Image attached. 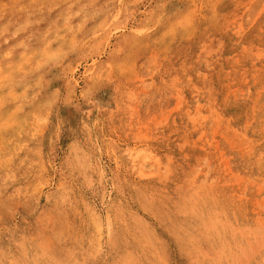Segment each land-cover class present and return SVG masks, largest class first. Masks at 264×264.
<instances>
[{"label": "rangeland", "instance_id": "obj_1", "mask_svg": "<svg viewBox=\"0 0 264 264\" xmlns=\"http://www.w3.org/2000/svg\"><path fill=\"white\" fill-rule=\"evenodd\" d=\"M0 264H264V0H0Z\"/></svg>", "mask_w": 264, "mask_h": 264}, {"label": "bare ground", "instance_id": "obj_2", "mask_svg": "<svg viewBox=\"0 0 264 264\" xmlns=\"http://www.w3.org/2000/svg\"><path fill=\"white\" fill-rule=\"evenodd\" d=\"M148 166V165H147Z\"/></svg>", "mask_w": 264, "mask_h": 264}]
</instances>
